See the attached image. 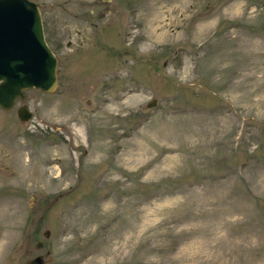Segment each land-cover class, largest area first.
<instances>
[{
    "label": "rangeland",
    "instance_id": "1",
    "mask_svg": "<svg viewBox=\"0 0 264 264\" xmlns=\"http://www.w3.org/2000/svg\"><path fill=\"white\" fill-rule=\"evenodd\" d=\"M34 1L58 81L0 108V264L33 225L42 264H264V0Z\"/></svg>",
    "mask_w": 264,
    "mask_h": 264
},
{
    "label": "water",
    "instance_id": "2",
    "mask_svg": "<svg viewBox=\"0 0 264 264\" xmlns=\"http://www.w3.org/2000/svg\"><path fill=\"white\" fill-rule=\"evenodd\" d=\"M57 59L43 33L41 14L34 0H0V108L26 99L25 89L49 92L57 85ZM155 103L151 98L147 106ZM20 120L31 117L26 103L16 107ZM47 231V230H46ZM41 255L30 264H42Z\"/></svg>",
    "mask_w": 264,
    "mask_h": 264
},
{
    "label": "flooded vegetation",
    "instance_id": "3",
    "mask_svg": "<svg viewBox=\"0 0 264 264\" xmlns=\"http://www.w3.org/2000/svg\"><path fill=\"white\" fill-rule=\"evenodd\" d=\"M57 59V58H56ZM58 79V78H57ZM35 209H34V206L31 205V209L29 210L28 214H27V220H30L31 222H35L33 221V219H35V213H34ZM28 232L26 233V235L22 234L21 236V240L19 242V245L20 247L22 248V252L23 253H27L29 256L27 258H25L23 261H21L20 264H30L29 261L35 257L36 255H41L40 252H36L35 253V246L37 247H43V243L42 241L40 240H36L35 241V238H34V241L31 242V244H28L30 243L29 240L27 238H30V237H35V225H33L31 227L30 230H27ZM42 234L44 236H47L48 235V232L43 230L42 231ZM31 240V239H30ZM28 241V242H27ZM49 249L45 248V252H48ZM42 256V255H41ZM42 259H43V256H42Z\"/></svg>",
    "mask_w": 264,
    "mask_h": 264
}]
</instances>
